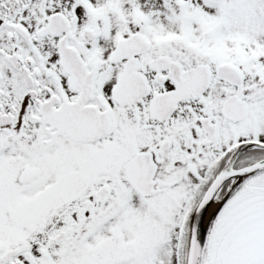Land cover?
Instances as JSON below:
<instances>
[{"label":"snow or ice","instance_id":"1","mask_svg":"<svg viewBox=\"0 0 264 264\" xmlns=\"http://www.w3.org/2000/svg\"><path fill=\"white\" fill-rule=\"evenodd\" d=\"M0 264H264V0H0Z\"/></svg>","mask_w":264,"mask_h":264}]
</instances>
